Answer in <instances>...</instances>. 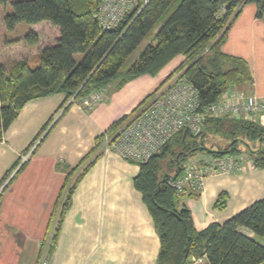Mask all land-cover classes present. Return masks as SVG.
Masks as SVG:
<instances>
[{
    "label": "trees",
    "instance_id": "trees-1",
    "mask_svg": "<svg viewBox=\"0 0 264 264\" xmlns=\"http://www.w3.org/2000/svg\"><path fill=\"white\" fill-rule=\"evenodd\" d=\"M8 1L0 0V4ZM100 1L11 2V12L3 17L8 31L20 23L46 21L57 28V33L50 44L41 47L36 67H30L27 59L0 63V141L30 100L61 93L65 102L71 97L78 101L112 83L120 88L142 75L157 76L176 57L183 61L173 70L174 74L181 72L187 77L203 106L215 102L229 89L242 90L252 82L247 62L223 53L221 46L230 24L245 4L254 2L256 16L264 17V0H148L112 28L102 27L94 16ZM147 37L149 41L139 57L122 70L128 57ZM19 38L28 45L39 41L38 33L32 29ZM126 118H120L110 130ZM207 132L227 141L224 150H208L212 156L244 153L253 166L264 169V126L229 116L207 117L199 135L180 130L147 162L141 163L133 182L158 233L156 264H184L193 255H204L210 264H264V245L239 230L243 227L264 236V197L222 223L211 222L197 230L190 210L168 185L169 178L182 172L187 159L206 149L200 138ZM95 150L96 147L68 172L58 198L60 208L49 252L78 180L99 154ZM164 163L173 167L174 172L165 171ZM226 196L220 193L217 207L224 206ZM56 213L55 210V216Z\"/></svg>",
    "mask_w": 264,
    "mask_h": 264
},
{
    "label": "crops",
    "instance_id": "crops-1",
    "mask_svg": "<svg viewBox=\"0 0 264 264\" xmlns=\"http://www.w3.org/2000/svg\"><path fill=\"white\" fill-rule=\"evenodd\" d=\"M256 8L254 2L242 7L221 50L247 62L252 82L242 91L264 96V17L256 16ZM40 24L51 25L46 21L28 25L39 40L35 27ZM52 26L55 37L57 28ZM17 39L1 45L0 63L11 62L6 60L12 58L8 50L27 52L18 57L28 61L38 57L39 41L28 45ZM33 47L38 50L31 51ZM182 61L176 57L157 76L142 75L120 88L112 83L103 90L102 100L87 111L66 105L61 93L30 100L20 109L0 141V264L40 263L68 172L95 147L99 154L78 180L60 218L48 251L49 264H156L158 233L133 182L139 166L117 152L104 153L101 135L113 136ZM256 123L264 126V117ZM31 148L26 161L11 172ZM222 192L227 196L219 208L216 201ZM263 197L264 169L247 161L241 170L206 177L199 193L180 197V202L200 230L211 222H224ZM239 230L264 245V236L243 227ZM201 264L210 263L204 257Z\"/></svg>",
    "mask_w": 264,
    "mask_h": 264
},
{
    "label": "built area",
    "instance_id": "built-area-1",
    "mask_svg": "<svg viewBox=\"0 0 264 264\" xmlns=\"http://www.w3.org/2000/svg\"><path fill=\"white\" fill-rule=\"evenodd\" d=\"M148 0H101L94 16L104 28L115 27L132 9H140ZM103 90L92 91L80 100L68 99L66 105L74 104L87 111L102 100ZM65 105V106H66ZM229 116L235 119L260 121L264 117V96L229 89L213 103L203 106L197 89L186 76L176 73L153 95L140 105L133 116L124 122L113 136L103 133L104 153L114 151L136 165L147 162L160 148L180 130L199 135L207 117ZM32 148L20 156L15 172L28 158ZM247 155L224 153L205 160H189L177 177H171L168 185L177 197L190 196L203 189L206 177L217 173H229L241 168ZM246 161V160H245ZM1 186L0 190L2 189ZM52 231L55 229L59 214ZM49 248L39 264H49ZM204 255H193L184 264H201Z\"/></svg>",
    "mask_w": 264,
    "mask_h": 264
},
{
    "label": "rangeland",
    "instance_id": "rangeland-1",
    "mask_svg": "<svg viewBox=\"0 0 264 264\" xmlns=\"http://www.w3.org/2000/svg\"><path fill=\"white\" fill-rule=\"evenodd\" d=\"M15 0H9L7 3L5 4H0V47L1 45L6 41V40H12V39H16L18 37H23L24 34L28 31V24L26 23H20L16 26V28L13 30V31H8L5 26H4V21H3V17L6 13H10L11 10H12V7H11V2H13ZM179 0H176L175 2H178ZM250 3V2H249ZM3 29V30H2ZM35 29L40 33V40H39V46H37L38 49H40L42 46L44 45H47V44H50L53 40H54V28L52 25H49L47 24L44 25V24H40L38 26L35 27ZM147 41H149V38H145L144 41H142V43L134 50V52L128 57L127 61L125 62L122 70H125L131 63H133L138 57H139V54L140 52L144 49L145 45L147 44ZM38 49H35V47H33L31 49V51H35V50H38ZM11 55H12V58L11 59H6V60H10L11 62L9 63H13L15 61H18L20 60L21 58H19L18 56H25V55H28L27 52L25 51H21V53H19L18 51L16 50H8ZM1 53V52H0ZM3 57V55L1 56ZM1 59V58H0ZM4 60V59H3ZM39 64V59L38 57H33L31 58V60L29 61V65L30 67H36L37 65ZM162 71V70H161ZM174 75V72L171 71L170 73L166 74L165 78L163 79V81L160 83V85H162L165 81H166V78L167 77H170V76H173ZM204 125H205V122H204ZM204 125H203V128H204ZM202 141H203V146L206 148V149H200L198 150L192 157L190 158H193L194 160H197V161H203L205 159H209L210 157H213L210 153H208L209 151L208 150H216V149H219V150H224L226 147H227V141L225 139H223L220 135H217V134H214V133H205L204 136L202 138H200ZM247 155V154H245ZM189 159L186 160V162L188 161ZM244 160V163H242V166L240 169L238 170H241L242 167H244L245 165V162L247 161H251L249 159H243ZM246 160V161H245ZM184 162V164L186 163ZM164 167L163 169L167 172H174L175 169H173V167H170L168 165H166V163L163 164ZM15 169V165L13 167V169L11 170V172ZM237 170V171H238ZM233 172V171H232ZM56 228V227H55ZM55 230V229H54ZM53 230V232H54ZM53 232H52V235H53ZM52 235L49 239V243L48 245H45L47 248H50V244L52 243ZM263 237V236H261ZM264 240V239H263Z\"/></svg>",
    "mask_w": 264,
    "mask_h": 264
}]
</instances>
